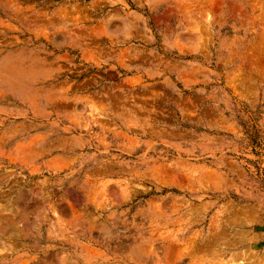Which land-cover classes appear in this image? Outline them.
<instances>
[{
    "label": "rangeland",
    "instance_id": "374dc122",
    "mask_svg": "<svg viewBox=\"0 0 264 264\" xmlns=\"http://www.w3.org/2000/svg\"><path fill=\"white\" fill-rule=\"evenodd\" d=\"M0 264H264V0H0Z\"/></svg>",
    "mask_w": 264,
    "mask_h": 264
}]
</instances>
